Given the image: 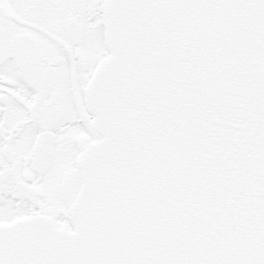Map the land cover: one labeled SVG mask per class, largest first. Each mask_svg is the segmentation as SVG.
<instances>
[{"label": "snow or ice", "instance_id": "snow-or-ice-1", "mask_svg": "<svg viewBox=\"0 0 264 264\" xmlns=\"http://www.w3.org/2000/svg\"><path fill=\"white\" fill-rule=\"evenodd\" d=\"M0 264H264V0H0Z\"/></svg>", "mask_w": 264, "mask_h": 264}]
</instances>
